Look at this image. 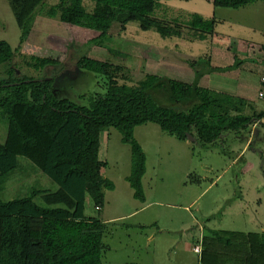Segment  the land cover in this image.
I'll list each match as a JSON object with an SVG mask.
<instances>
[{
	"label": "trees",
	"instance_id": "obj_1",
	"mask_svg": "<svg viewBox=\"0 0 264 264\" xmlns=\"http://www.w3.org/2000/svg\"><path fill=\"white\" fill-rule=\"evenodd\" d=\"M47 1L9 0L21 30L20 45L29 39L37 13ZM52 1L48 17L100 33L83 43L85 48L108 44L115 28L125 30L130 23L164 36L211 44L217 22L197 13L186 21L156 15L162 3L174 0ZM176 1L172 3L190 0ZM212 1L215 7L239 9L264 0ZM14 57L10 43L0 40V63L9 64V78L0 81V110L8 119L7 137L0 143V176L14 170L18 156H23L59 190L43 197L46 207L34 201L40 193L37 189L10 201L0 198V264H103L109 224L87 214V197L100 210L105 192L115 187L104 174L107 161L100 158L104 130L117 128L122 142L131 146L132 168L127 180L134 197L144 201L147 156L135 137L136 127L156 123L179 140H189L191 135L201 145L215 147L226 132L251 131V126L264 118V112L250 100L200 85L208 71L230 67L208 63L210 68L195 70L191 83L157 73H147L131 83L119 78L125 68L118 66L115 73L108 74L105 92L92 96L89 106H81L56 95L54 78L14 77ZM27 63L37 71L61 65L56 59L40 56H32ZM212 233L213 243L205 241L203 245L204 264H264V231ZM219 242L226 243L223 249L217 248Z\"/></svg>",
	"mask_w": 264,
	"mask_h": 264
},
{
	"label": "rangeland",
	"instance_id": "obj_2",
	"mask_svg": "<svg viewBox=\"0 0 264 264\" xmlns=\"http://www.w3.org/2000/svg\"><path fill=\"white\" fill-rule=\"evenodd\" d=\"M172 2L178 1H165L156 15L185 21L193 13L205 19L212 17L209 12L214 6L204 0L187 4ZM52 3L48 0L41 7L29 39L20 45L21 30L9 0H0V40L9 42L15 52L11 63L17 70L14 77L54 78L56 95L78 105L89 106L92 96L105 92L108 74L115 73L118 66L125 68L118 73L119 78L131 83L152 72L187 80L189 77L178 76L181 74L178 69L185 71L189 63L192 67L195 55L209 57L210 44L204 41L164 36L154 30H143L136 23L128 24L125 30L115 28L106 45L85 48L82 44L100 33L48 17ZM250 6V9L262 6L264 10V1ZM212 13L219 22L220 13L213 10ZM251 16L252 12L244 17ZM217 25L223 32L230 27L227 21ZM178 46L180 52L175 54L182 62H187L182 63L184 67L166 60L172 55L168 51ZM32 56L53 58L61 65L37 71L28 66ZM226 59L223 58V63H227ZM95 60L100 63L95 64ZM8 67V63H0V81L9 78ZM190 78L194 79V74ZM7 128L8 119L0 111V142L5 141ZM136 132L147 156L144 191L154 203L146 211L108 225L104 242L110 248L104 253L103 264H204L202 255L199 257L192 248L198 244L200 224L224 232L264 230V126L259 127L257 135L252 131L244 135L229 131L215 147H205L195 141L191 149L175 136L163 132L156 123L141 125ZM250 137L251 145L244 149L245 140ZM131 155V146L122 142L117 128L102 132L100 158L107 161L104 174L111 177L116 190L109 193L102 211L96 210L91 200L87 201V214L115 217L132 211L131 186L127 180L132 168ZM20 157V167L0 192L3 200L23 197L32 188H58L32 161ZM178 240L181 241L174 244ZM182 240L189 242L190 248L185 247ZM225 244L219 242L217 248L223 249Z\"/></svg>",
	"mask_w": 264,
	"mask_h": 264
},
{
	"label": "crops",
	"instance_id": "obj_3",
	"mask_svg": "<svg viewBox=\"0 0 264 264\" xmlns=\"http://www.w3.org/2000/svg\"><path fill=\"white\" fill-rule=\"evenodd\" d=\"M192 1H195V0H190L189 3H191ZM204 1H206L208 3V5L214 6L212 0H204ZM185 3L187 4V2H185ZM250 7H251L250 5H247L245 7L239 8V9H231V10H226V8L215 7V6L213 9L211 8V10L209 12V15L212 16L211 18L215 19V15H214V13H212V10L215 12H219L221 15V19L219 20V22H226V21L229 22V24H230L229 29L226 32L219 31L218 27H217L218 26L217 23H219V22L217 19H215L217 22L215 23L216 25L214 27V35H213L212 43L210 45H208V46H210V49H211L210 52H212L211 57H210V52L208 53L209 57H205V56L202 57V55H201L200 57L197 58L198 55H195L196 58H194L195 61H194V65H192V67H190V65H189L191 63H189L188 67H186L185 71L178 69L179 72L181 73L178 76L189 77V79H187L189 81L183 80L179 77L174 78V79H178L181 81L191 83L195 79V78L192 79L193 77L190 78L191 74H194V77H195L194 71L195 70L201 71V70L206 69L208 67V63H210V65L212 67H218V68L230 67V69L223 70V71H208L207 73H205L201 77L200 85L203 87H206V88L213 89L215 91L228 93V94H231L234 96H238V97L250 100L256 106L258 111L264 112V104L263 105L260 104V102L261 101L264 102V100L259 98V91L262 89L261 78H262V76H264V50H263V45H264V10H263L262 6H256L254 9L253 8L250 9ZM250 12H252V16L250 18H245L244 17L245 14H247V13L250 14ZM239 15L241 16V18ZM172 19H174V18H172ZM175 49L176 50H174V51H168V53L172 54V55L169 56L170 59H166V60L168 63H171L173 61V63L178 64L176 66L182 67L183 66L182 63H187V62L186 61L182 62V58H180L178 55L175 54V53L178 54L180 52V46L176 47ZM213 54H214V58H213ZM202 58H206V60L202 59ZM223 58H228L225 60V62H227V63H223L224 62ZM203 66H205V67H203ZM175 68H177V67H175ZM208 68H210V67H208ZM187 70L191 71V74H189V72ZM152 73H154V72H152ZM257 73H259V77H257ZM171 78H173V77H171ZM0 111L2 113V110H0ZM2 115H4V114L2 113ZM262 120H264V118H262L261 120H257L251 126V131L253 132V135L258 134L259 127L262 126L261 124L263 123ZM138 127L135 128V137L137 139H138V136H137L136 131H137ZM147 127L148 126H145L146 129H149ZM247 132H249V131H244L241 134L244 135ZM7 133H8V128H7L6 134ZM138 141H140V140L138 139ZM180 141H181L180 143H182V145H185L188 148H190L192 146V142H195L196 140H194V141H191V140L182 141V140H180ZM245 141H246V143H245L244 149L247 146L251 145L252 137H250V139H246ZM4 142H0V143H4ZM240 154L241 153H239V155ZM20 158L21 157L18 156L17 167L14 170H12L7 175L0 176V192L3 191V188L7 184L8 180L9 179L11 180L13 173L20 167V164H19ZM23 167L25 168L26 166H23ZM105 176L108 178H111L110 176H107V175H105ZM125 180H126V177H125ZM143 182H144V180H143ZM56 187H58V188H56V190H49L46 188H39V187L32 188L31 190H29L30 192L28 191L29 193H27L23 197L30 195L34 189H37L40 191V193H38L34 197V201L38 205L46 207L47 204L45 202H43L44 201L43 197L49 193H52V192L54 193V192L58 191L59 186H56ZM115 190H116V185H115L114 189L107 190L105 192L106 193V199L109 197V193H111V194L115 193ZM130 195H131V199H132L131 204L133 206V209L131 212L125 213L124 215H121V216H115V217L108 216V215H100L98 217L102 221H104L105 223H108L110 225V224L116 223L117 221H121L122 217H125V219H128L131 216H135V213H137V212L141 213V211H146L150 207V205L154 203V201L148 200L146 193H145V200L144 201L136 199L134 197V192H133L132 188H131V194ZM0 198H1V196H0ZM37 198H40V200H37ZM10 200H13V199L3 200V201H10ZM89 200H91V199L87 197V201H89ZM103 208H104V206L98 211H102ZM186 208L188 209V206H186ZM88 215H93V214H88ZM145 217L146 216L144 215L143 218H145ZM125 219H122V220H125ZM139 223L141 225H144V222H139ZM200 228H201V232H200V236L198 237V244H195L194 246H192V248L194 249L195 246L201 245L202 250H203L204 249L203 245H204L205 241L209 242V243H213L212 239H214V234L212 232L214 230H220V229H213V230L208 229V228H206L205 225H202V224H200ZM262 231H264V230H262ZM262 231H260V232H262ZM249 232H252V231H249ZM249 232H242V233H249ZM150 238H153V235H151ZM180 241L181 240H178L177 243L174 242V244H178ZM182 243L185 245V247L188 246V248H190L189 242H183V240H182ZM104 244H105V249H104V253H105V251L107 252V249H109L110 247L105 242H104ZM193 252L197 253L194 250H193ZM104 253H103V256H104ZM202 253L203 252L201 251L200 254L199 253H197V254L199 255V257H201ZM126 259H129V255H127ZM102 263H103V261H102Z\"/></svg>",
	"mask_w": 264,
	"mask_h": 264
},
{
	"label": "built area",
	"instance_id": "obj_4",
	"mask_svg": "<svg viewBox=\"0 0 264 264\" xmlns=\"http://www.w3.org/2000/svg\"><path fill=\"white\" fill-rule=\"evenodd\" d=\"M261 83H262V89L259 91V98L264 100V76H262V78H261ZM194 251H196L197 253L200 254L202 251L201 245L195 246Z\"/></svg>",
	"mask_w": 264,
	"mask_h": 264
},
{
	"label": "water",
	"instance_id": "obj_5",
	"mask_svg": "<svg viewBox=\"0 0 264 264\" xmlns=\"http://www.w3.org/2000/svg\"><path fill=\"white\" fill-rule=\"evenodd\" d=\"M189 139L191 140V141H194L195 140V138L193 137V136H189Z\"/></svg>",
	"mask_w": 264,
	"mask_h": 264
}]
</instances>
